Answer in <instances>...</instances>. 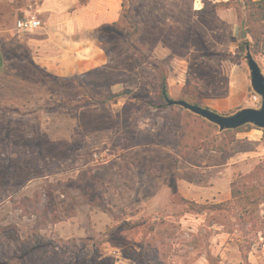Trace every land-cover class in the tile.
I'll use <instances>...</instances> for the list:
<instances>
[{
    "label": "rangeland",
    "instance_id": "obj_1",
    "mask_svg": "<svg viewBox=\"0 0 264 264\" xmlns=\"http://www.w3.org/2000/svg\"><path fill=\"white\" fill-rule=\"evenodd\" d=\"M39 1L0 0V262L52 243L46 264H264V203L250 204L264 195V132L221 131L161 94L164 76L171 99L259 109L241 49L250 42L264 75L258 6H230L233 45L205 50L193 0H124L121 24L100 35L107 64L63 79L33 64L34 32L16 26ZM216 4L204 2L215 40L227 9ZM161 45L172 55L158 57Z\"/></svg>",
    "mask_w": 264,
    "mask_h": 264
},
{
    "label": "crops",
    "instance_id": "obj_2",
    "mask_svg": "<svg viewBox=\"0 0 264 264\" xmlns=\"http://www.w3.org/2000/svg\"><path fill=\"white\" fill-rule=\"evenodd\" d=\"M205 1L215 4L230 0H193L192 11L198 22L191 36L196 44H202V49H209V44L230 49L233 37L239 32L236 12L233 8H227L218 13L220 18L212 27L217 31L215 40V36L207 32L209 14L203 11ZM21 10H17V14L36 16L42 22V27L33 31L34 35L25 42L31 50L33 64L53 77L68 79L107 64L108 57L101 46L100 35L106 29L121 24L124 0H40L34 10ZM201 37H204L203 41ZM183 43L186 45L190 40L185 38ZM156 54L160 58L172 55L163 45L156 49ZM5 65V52L0 45V69ZM236 90L235 96L246 94L244 88ZM217 183L211 189L216 192L215 200L221 196Z\"/></svg>",
    "mask_w": 264,
    "mask_h": 264
},
{
    "label": "water",
    "instance_id": "obj_3",
    "mask_svg": "<svg viewBox=\"0 0 264 264\" xmlns=\"http://www.w3.org/2000/svg\"><path fill=\"white\" fill-rule=\"evenodd\" d=\"M247 33L244 31L243 36ZM247 64L251 72V85L255 93L261 96L262 104L259 109L246 108L227 116L218 113L210 108L191 104L185 100L171 99L164 94L165 101L169 106H179L191 113L202 117L203 119L215 124L221 131L236 130L245 125L251 124L257 128L264 130V75L258 62L253 57L250 48L247 46Z\"/></svg>",
    "mask_w": 264,
    "mask_h": 264
},
{
    "label": "trees",
    "instance_id": "obj_4",
    "mask_svg": "<svg viewBox=\"0 0 264 264\" xmlns=\"http://www.w3.org/2000/svg\"><path fill=\"white\" fill-rule=\"evenodd\" d=\"M239 2H244V0H230L228 3H218V6H225L226 8H229L230 6H232L233 4H238ZM205 3H206V5L208 6V4H209V1H205ZM258 6V9L260 10V12H261V15H262V21H264V0H260V1H253V0H246V2H245V4H244V7L245 8H249V6ZM214 6H216V7H218L217 6V4L216 5H214ZM206 10V8L205 9H203V11H205ZM241 24L242 25H245L244 24V20H242L241 21ZM248 33H250L249 31H248ZM262 34H264V33H262ZM259 35H261V33L259 34ZM257 39H258V41H261V40H259V37H256ZM260 43V42H259ZM247 46H251L250 45V42L249 41H247V42H244V43H242L241 44V49L243 50V51H245V50H247ZM253 89V88H252ZM161 94H162V98L165 100V96H164V94H166L167 96H169V94H168V86H167V81H166V78L163 76V80H162V84H161ZM255 94V92H254V90H253V95ZM186 110V109H185ZM188 111V110H187ZM190 112V111H189ZM200 117V116H199ZM202 118V117H201ZM205 120V119H204ZM207 121V120H206ZM209 122V121H208ZM210 123V122H209ZM212 124V123H211ZM213 125H215V124H213ZM216 126V125H215ZM245 126H251V124H248V125H245ZM245 126H243V127H240V128H238V129H236L235 131H240V130H242ZM253 126V125H252ZM218 127V126H217ZM255 127V126H254ZM257 128V127H256ZM257 129H260V128H257ZM262 132H264V130L263 129H260ZM225 131H232V130H225ZM233 199H236V194L235 193H233ZM264 199V195H262L261 197H257V198H254V200L250 203V204H261L262 202L264 203V201H262ZM191 204V207L193 208V209H191V210H193V211H196V212H202L203 210H204V208L205 207H203V206H201V205H199V204H197V203H194V202H191L190 203ZM222 206L223 205H215L214 206V208H222ZM243 211H245L246 212V209H244ZM51 247L52 246V243H47V244H45L44 245V247H37V248H23L22 250H21V252L18 254V255H15V256H11V257H8V259H7V261H4V262H0V264H12V263H14V264H31V259L29 258L31 255H33L34 253H35V251H38V250H41L42 248H43V252H44V254H46V258H45V264H46V261L47 262H52L53 261V258H55L54 257V255H49L48 254V247ZM53 252V251H52ZM37 258H38V256H37Z\"/></svg>",
    "mask_w": 264,
    "mask_h": 264
},
{
    "label": "built area",
    "instance_id": "obj_5",
    "mask_svg": "<svg viewBox=\"0 0 264 264\" xmlns=\"http://www.w3.org/2000/svg\"><path fill=\"white\" fill-rule=\"evenodd\" d=\"M16 26L19 31L32 32L40 29L42 27V22L36 16H26L19 19ZM251 101L253 103H259L260 105L262 104V98L257 93L251 97Z\"/></svg>",
    "mask_w": 264,
    "mask_h": 264
}]
</instances>
